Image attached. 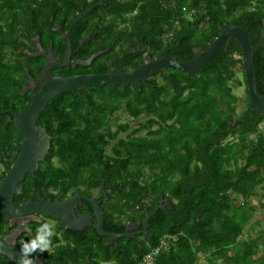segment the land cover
Instances as JSON below:
<instances>
[{
	"label": "trees",
	"instance_id": "16d2710c",
	"mask_svg": "<svg viewBox=\"0 0 264 264\" xmlns=\"http://www.w3.org/2000/svg\"><path fill=\"white\" fill-rule=\"evenodd\" d=\"M55 1L70 2L0 0V108L17 96L23 73L17 59L39 32L34 29L48 26L46 13ZM96 10H106L112 18L110 32L122 22L125 43L146 46L152 55L175 57L179 63L194 59V49L204 50L229 25L241 26L257 47L253 74L264 103V0H103ZM37 20L42 28L34 26ZM126 33L132 34L130 39ZM237 68L246 86L240 47L228 38L203 68L181 73V80L179 71L170 70L169 78L163 73L166 85L140 84L139 115L158 120L148 119L139 129L145 134L119 144L125 160L107 161L103 175L121 182L126 210L137 209L140 218L161 198H167L173 211L159 210L149 220L154 230L147 246L126 264H143L162 241L165 248L154 264H197L199 253L207 264H264V256L254 259L261 235L240 241L256 210L252 198L264 185V115L249 108L247 87L245 107L236 112L230 83L240 86ZM196 123L200 133L191 129ZM154 124L158 129H151ZM3 129L1 125L0 139ZM229 136L235 141H226Z\"/></svg>",
	"mask_w": 264,
	"mask_h": 264
},
{
	"label": "flooded vegetation",
	"instance_id": "af4514ba",
	"mask_svg": "<svg viewBox=\"0 0 264 264\" xmlns=\"http://www.w3.org/2000/svg\"><path fill=\"white\" fill-rule=\"evenodd\" d=\"M68 1L50 2L46 13L48 26L33 28L39 32L27 43L25 56L17 59L23 70L17 96L0 108V126L4 128V137L0 139V184L23 148L24 138L13 121L39 99L38 85L45 83L41 76L46 66L53 65L49 73L55 78L115 76L138 69L150 60L167 57L152 55L146 46L128 40L125 43L120 36L124 26L121 21L110 32L108 25L112 18L106 10H96L99 0ZM90 7L91 12L71 26L73 19ZM37 25L42 28L44 23L37 20L34 26ZM131 36L126 33L127 39ZM68 44L69 63L62 66ZM92 56L89 64H79ZM155 81L166 85L162 71L126 86L78 87L46 100L41 110L28 116L33 122V129H29L44 131L48 148L43 159L37 161L33 170H26L18 182L20 192L12 199L17 210L8 220H0L1 242L20 254L19 241L29 239L32 232V228L22 227L20 221L31 215L56 222L55 247L40 255V264H126L128 258L147 246L154 225L149 222L144 232L142 220L147 215L140 218L137 209L126 210L123 185L109 181L103 174L107 161L112 165L125 160V151L118 148L119 144L140 137L139 129L148 119L158 120L155 116L139 115L140 84L153 86L151 82ZM170 95L171 91L162 97ZM151 129L158 126L154 124ZM36 136L41 143V137ZM95 142L104 146L90 148ZM76 197L71 205L70 201ZM160 202L168 203L161 211L168 214L173 211L167 210L170 204L167 198H161ZM13 243L15 247L10 246ZM0 261L14 264L3 255Z\"/></svg>",
	"mask_w": 264,
	"mask_h": 264
},
{
	"label": "water",
	"instance_id": "95a60500",
	"mask_svg": "<svg viewBox=\"0 0 264 264\" xmlns=\"http://www.w3.org/2000/svg\"><path fill=\"white\" fill-rule=\"evenodd\" d=\"M103 0H99L98 5H101ZM93 7L88 8L81 14H79L73 21L71 22V26L74 25L77 21L81 20L85 15L91 12ZM228 38L234 39L241 50L242 60H243V72L244 78L246 82L248 99H249V108H254L264 115V103L261 98L258 96L256 92L255 82H254V74H253V55L257 50V47L253 46L251 39L247 33V31L238 25H229L225 28L221 34L211 42L204 50L194 49V53H196V57L189 62L179 63L177 62L175 57L168 58L164 57L158 60L148 61L146 64L141 66L138 69L126 72L120 75H103V76H76L69 79L55 78L49 73V68L53 65L46 66V71L43 69L44 75L41 77L45 78V83L38 85L40 89L39 99L35 100L32 105L25 110L23 113L17 115L14 119V124L19 131V133L24 138V143L22 144L23 148L19 153L13 167L9 170L8 174L3 179L0 184V220H8L9 217L13 216L16 212V208L12 205L13 195L15 193H19L20 189L17 188V184L24 177V173L26 170L31 171L35 168L38 160L43 159L44 154L48 148L47 144V136L44 131H36L33 129V122L28 119V116L33 115V113H37L43 107V103L51 99L52 97L69 90H73L75 88H84L85 86H103L107 85L109 87L114 86H126L128 84H135L138 82H142L146 78H148L151 74L162 71L165 75H169L168 69L179 71L180 73L187 75L198 71L203 68L213 57L214 55L221 49ZM39 51L41 48L36 41ZM70 53L69 44L66 48V57L64 64L62 66H66L69 63L68 54ZM39 55V53H37ZM51 54H47L46 56L50 57ZM94 56L90 58L89 61L79 63L82 65H87L93 59ZM47 72V74H46ZM34 97V96H33ZM247 111H245L246 113ZM29 114V115H28ZM241 118H239L240 120ZM31 128V129H29ZM38 135L40 141L35 138ZM35 141H38L37 144H34ZM36 147H40L36 150ZM28 164H31L28 166ZM77 200L72 199L70 204L73 205ZM168 203L162 202L157 205V207L150 212L143 220L142 225L144 228V232H146V228L149 225V219L155 216V214L161 209L165 210V205ZM173 209V206L169 204L167 210ZM52 215V213H46ZM0 255L7 257L14 264H19L20 254L18 251L9 248L6 243L0 241Z\"/></svg>",
	"mask_w": 264,
	"mask_h": 264
},
{
	"label": "clouds",
	"instance_id": "9594fccd",
	"mask_svg": "<svg viewBox=\"0 0 264 264\" xmlns=\"http://www.w3.org/2000/svg\"><path fill=\"white\" fill-rule=\"evenodd\" d=\"M21 226L32 228L29 239H21L19 264H40V255L51 252L55 247L54 237L56 236V222L45 220L40 216H28L21 219ZM33 224L35 227H33ZM15 247L13 243L10 245Z\"/></svg>",
	"mask_w": 264,
	"mask_h": 264
},
{
	"label": "rangeland",
	"instance_id": "374dc122",
	"mask_svg": "<svg viewBox=\"0 0 264 264\" xmlns=\"http://www.w3.org/2000/svg\"><path fill=\"white\" fill-rule=\"evenodd\" d=\"M236 77L240 81V86L237 84H234V83H230V86L232 87V93L237 97V102L235 104L236 105V112L240 113V111L242 109H244V107H245V98H246V86L243 83V76L240 73V68L236 69ZM178 78L181 80V78H182L181 73L178 76ZM186 94L187 93L185 92V94L182 95L181 100L185 99ZM214 124H215V122H214ZM177 127H179V126H177ZM196 127L198 128L197 123L194 126H191V129L193 130ZM196 132L200 133L199 129L196 130ZM242 132H243L242 130H238L237 134H241ZM143 134H145L144 131L140 132V135H143ZM235 139H236V137L229 136L225 140L226 141H235ZM232 149H234V148H232ZM262 187H263V189L258 188L256 190L257 195H256V197L252 198L251 203L255 206L256 210L254 212L253 219L250 221V224L248 226H246V228L244 229V232L240 237V241H247V235H250V236L261 235L262 237H264V192L262 193V191H264V185ZM197 264H207L206 256L203 253H199Z\"/></svg>",
	"mask_w": 264,
	"mask_h": 264
},
{
	"label": "built area",
	"instance_id": "2783aa9c",
	"mask_svg": "<svg viewBox=\"0 0 264 264\" xmlns=\"http://www.w3.org/2000/svg\"><path fill=\"white\" fill-rule=\"evenodd\" d=\"M167 34L163 37L164 42L168 40ZM165 248V242H161V244L157 247L151 249L143 258V264H154L156 257L162 252Z\"/></svg>",
	"mask_w": 264,
	"mask_h": 264
},
{
	"label": "crops",
	"instance_id": "0c3cea01",
	"mask_svg": "<svg viewBox=\"0 0 264 264\" xmlns=\"http://www.w3.org/2000/svg\"><path fill=\"white\" fill-rule=\"evenodd\" d=\"M255 236L256 235H254V236L247 235V240L248 239H253V238H255ZM258 247H259L258 248L259 252H258V254L256 256H254V259L259 258L261 256H264V237H263V239L260 240Z\"/></svg>",
	"mask_w": 264,
	"mask_h": 264
}]
</instances>
